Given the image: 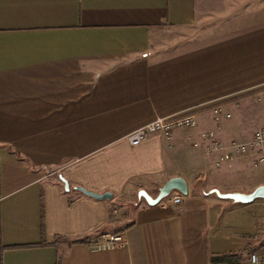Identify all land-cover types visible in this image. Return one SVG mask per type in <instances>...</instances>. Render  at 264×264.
Wrapping results in <instances>:
<instances>
[{
  "label": "crops",
  "instance_id": "obj_1",
  "mask_svg": "<svg viewBox=\"0 0 264 264\" xmlns=\"http://www.w3.org/2000/svg\"><path fill=\"white\" fill-rule=\"evenodd\" d=\"M263 83L264 0H0V264H54L58 252L59 264H211L227 251L246 264L264 246V197L215 189L252 191L264 162L218 167L197 132L216 104L231 114ZM190 110L198 129L128 142L156 116ZM232 118L221 139L253 133ZM176 175L188 182L180 202L138 197ZM41 222L47 244L87 241L37 246ZM113 233L122 245L95 248Z\"/></svg>",
  "mask_w": 264,
  "mask_h": 264
},
{
  "label": "built area",
  "instance_id": "obj_2",
  "mask_svg": "<svg viewBox=\"0 0 264 264\" xmlns=\"http://www.w3.org/2000/svg\"><path fill=\"white\" fill-rule=\"evenodd\" d=\"M256 99L264 105V83L255 86ZM214 115V124L209 127H199V117L190 111H181L177 113L156 116L155 119L146 122L134 128L127 136L128 142L138 144L152 133L160 132L165 136L170 135L177 128H196L199 130L197 135L200 140L205 142L204 149L207 153L217 154L215 165L220 166L224 162L231 161L239 156H253L254 165L264 162V125H260L253 133L246 138H232L223 140L218 132L221 128V118L231 117L232 114L225 110L222 104H216L212 108ZM171 201L178 203L184 198L180 192L172 191ZM122 233H113L102 235L97 241L95 248L106 249L115 248L124 243ZM183 264V263H172ZM246 264H264V246L260 249H252L248 253Z\"/></svg>",
  "mask_w": 264,
  "mask_h": 264
},
{
  "label": "water",
  "instance_id": "obj_3",
  "mask_svg": "<svg viewBox=\"0 0 264 264\" xmlns=\"http://www.w3.org/2000/svg\"><path fill=\"white\" fill-rule=\"evenodd\" d=\"M60 182L62 183L64 191H68L69 185L67 181L59 177ZM74 190H77L83 193L86 196L93 197L99 200H106L112 198L111 192L97 193L90 191L82 186H74ZM178 191L182 194H187L188 192V182H186L185 178L181 175L172 176L165 181L162 186H159L156 195H151L144 188H140L137 192L138 197H144L145 200L149 204H154L159 202L160 200L166 198L170 195L172 191ZM215 191L223 197L234 199L235 201L241 202H249L257 197H264V184H259L250 192H240V191H228V192H219V190L215 189Z\"/></svg>",
  "mask_w": 264,
  "mask_h": 264
},
{
  "label": "rangeland",
  "instance_id": "obj_4",
  "mask_svg": "<svg viewBox=\"0 0 264 264\" xmlns=\"http://www.w3.org/2000/svg\"><path fill=\"white\" fill-rule=\"evenodd\" d=\"M250 97V102L246 104L242 102V104L235 106L231 110L233 117L231 121L236 120L240 124L241 137L250 135L258 127V124L263 122L261 117L264 116V112L261 110L262 108L258 107L257 102L259 101L256 99L255 94Z\"/></svg>",
  "mask_w": 264,
  "mask_h": 264
},
{
  "label": "trees",
  "instance_id": "obj_5",
  "mask_svg": "<svg viewBox=\"0 0 264 264\" xmlns=\"http://www.w3.org/2000/svg\"><path fill=\"white\" fill-rule=\"evenodd\" d=\"M61 238L65 244V246H69L74 243H85L87 240L86 238H79V239H64L62 237L56 236L55 239L50 242L49 244L45 243L43 240V223L41 222V241L36 244L37 246H43V245H51V246H58L57 239ZM212 263L211 264H242L244 261V258L242 257V251H227L223 252L222 254H214L212 257ZM60 262V253L58 252L55 263L59 264Z\"/></svg>",
  "mask_w": 264,
  "mask_h": 264
}]
</instances>
